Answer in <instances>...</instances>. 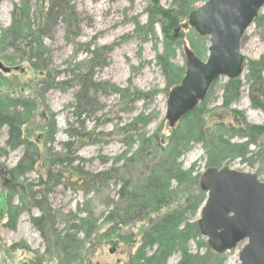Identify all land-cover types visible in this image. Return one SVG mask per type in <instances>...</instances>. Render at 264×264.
<instances>
[{"label":"rangeland","instance_id":"374dc122","mask_svg":"<svg viewBox=\"0 0 264 264\" xmlns=\"http://www.w3.org/2000/svg\"><path fill=\"white\" fill-rule=\"evenodd\" d=\"M206 1H195L192 11ZM27 2L33 26L46 19L43 23L47 27L39 36L45 51V61L41 63L53 77L52 86L40 89L44 102L35 114L53 118L55 128L44 150L48 157H44L43 135L35 129L40 120L37 116L31 123L36 143L42 141L39 156L32 146L9 144L8 127H0V264H136L141 249L145 259L160 249L156 241L144 247V231L156 228L168 211L181 215L179 231L185 224L197 226L198 234L188 237L186 249L190 255L199 253L205 260L189 264H240L242 244L224 254L216 253L220 257L207 255L211 248L197 225L205 201L198 208L197 201L185 196L175 180L170 181L175 194L166 207L153 210L156 203L148 202L124 220L116 215L125 208L121 191L130 188L127 180L137 176L134 167H124L127 160H137L138 140L142 136L156 137L155 145L151 144L146 152V158L151 160L149 172L151 167L165 162L163 150L169 146L168 136L182 128L183 119L194 110H198L196 118L209 139L223 125V136H232V143L248 144L246 155L229 151L212 163L214 158L208 155L204 142L189 141L177 163L183 171H192V177L197 179L195 188L207 198L200 189V179L209 168L229 167L256 174L264 181V137L250 143L245 135L229 130L233 127L241 135L239 128L245 126L244 120L264 126V111L253 104L255 100L264 101V26L255 20L242 39L244 67L236 78L240 82L239 96L227 95L225 86L230 80L220 77L206 98L170 128L169 93L185 76V50H192L202 61L208 58L209 37L200 36L188 25L192 11L166 35V21L161 17L154 19L152 32V0H0V38L12 26L15 9L26 8ZM61 2H68L72 11L62 7ZM158 2L169 9L174 0ZM259 16H264V8ZM166 40L173 45V63L184 68L177 82L158 64L157 55L165 49ZM18 47L1 48L0 44V60L6 66L20 68L10 74L0 71V103L4 101L2 96L18 97L29 94L31 85L44 86V77L32 69V63L38 64L34 57L38 52L27 50L21 57L26 48ZM10 57L11 62L7 60ZM86 75L93 77L96 86L90 91ZM228 97L232 99L227 103ZM70 142H76L72 149L67 146ZM54 158L62 159L65 169L60 161L53 162ZM69 161L73 168L78 166L92 176H102L86 185L71 183L64 176ZM22 168L24 172L20 173ZM112 168L113 176H104ZM11 214H17L14 226L9 222ZM113 227L118 229L117 237L103 236ZM174 251L165 264L180 263L182 251ZM158 263L161 262H154ZM140 264H146L145 260Z\"/></svg>","mask_w":264,"mask_h":264},{"label":"trees","instance_id":"16d2710c","mask_svg":"<svg viewBox=\"0 0 264 264\" xmlns=\"http://www.w3.org/2000/svg\"><path fill=\"white\" fill-rule=\"evenodd\" d=\"M195 1L198 0H174L173 6L171 8L164 9L159 6L158 0H152L153 6L149 8L150 26L152 27V30L154 29V19L156 17H161L166 21L164 31L166 35H168L171 32L170 28L178 27L181 22L180 19L186 17L187 14L193 10L192 4ZM61 4L62 7H66L67 9L72 11V8L68 5V2H61ZM24 6H26V8L28 7V9L24 7H18L15 9L13 13V24L4 31L3 35L0 38V44L1 48H5L8 46L14 47V45H16V47L19 49L18 46H24L26 49L25 51L21 52V57L24 56L27 50L30 52L37 51L38 54L36 56L34 55V57L38 60V64L32 63V69L35 71V73L38 74L39 77H44V86L40 88L38 85H31L29 94L22 93L18 97H11L8 95L6 97L2 96L4 101L0 103V127L4 125L8 127L9 144L26 145L28 148L32 146L36 155L39 156L40 150L38 146L42 144V141L40 140V143H36V137L33 133V131L35 130L33 129L31 123L33 116H37L40 120L39 122H37L35 129L37 130V132L39 131L43 135L42 138L44 140V149L42 151V154L44 155V157H48L47 155H45L44 150H46L47 148L46 144L48 138L54 134L53 129L55 128V121L53 118H47L43 113L39 116L35 114L37 108L39 106H43L44 102V100L41 101L42 96L40 93V89H46L47 86H52L53 82L52 74L48 71L46 72V70H44L45 63H41L45 61L42 60V55L45 54V51L43 50V45L39 36L42 35L43 29L47 27L43 23V21L46 19H43V17H41L40 20H43L40 22V24L37 26H33V24L31 23L30 15L27 14V10H29V2L25 3ZM51 10H53L52 14L58 15L57 11H55L54 9ZM256 21L260 25L264 26V16H259ZM33 40H36V43H34V45ZM166 42L168 41L166 40ZM166 44L170 47L173 46L169 42ZM12 59L13 58L11 57L7 58L9 62L13 61ZM29 59L32 58L29 57ZM183 71L184 68H177L176 71L171 70L169 69V65L167 64V70H165V74H171L173 81L177 82L178 79L180 81ZM92 78L93 77L88 75L84 77L88 91L96 87ZM100 87H102L101 84ZM239 88L240 82L238 81V79H233L230 80L225 86V91L227 95L231 94L233 95L232 97L237 98L239 96ZM230 99L232 98L228 97L226 99V102L228 103ZM253 104L264 111V101L257 102L255 100ZM9 106L13 107V109L11 110ZM17 106L18 110L16 109ZM197 112L198 110H194L189 113L183 119L185 120L183 127L173 131L168 136L169 146L168 148H164L163 150V153L165 154V162L161 166L151 167L149 172H147V170L149 169L151 160L146 158V152L147 148L151 146V144L155 145L153 143V138L156 137L154 136L153 138H146L142 136L138 140L140 142V147L138 155L136 156L137 160H127L124 167L125 169L134 167L135 170H137V176L133 180L134 182L127 180L129 181L127 183H130V188L127 189L126 187H124L121 191V195H124V198L122 199L125 203V208L122 210V214H120L119 212V214L116 215L115 213L117 217L124 220L125 218L132 215V211L136 210L139 206L146 205L148 202L156 203L153 210H158L161 206L166 207L170 203V197L175 194L169 187L171 180H175L177 182L178 188L184 190L185 196L188 195L190 199L197 201L198 208L202 205V203L206 199V196H204V194H202L198 189L195 188L197 179L192 177L191 170L183 171L181 165L177 163L178 156L186 149L188 142L191 140L204 142L205 149L208 155L214 158V160H211L212 163H214L216 160L217 163L219 161L218 158L228 155L229 151H235V154L233 155H246L248 144H241V146H239V143H232L231 135V137L229 138L223 136V125L220 126V130L213 134L210 139L209 137H206L202 122L200 121V119L196 118L198 117ZM232 114L235 116L237 112H234ZM34 121L36 122V120ZM244 123L245 126H241L239 128L241 135L233 127L229 128V130L237 132L239 136L245 135L246 138L250 140V143L255 142L256 138L264 137V126L250 125L247 124L245 120ZM26 125L28 127H26ZM34 142L36 143V145L34 144ZM75 144L76 142H70L67 146L69 147V149H72ZM160 150H162V148H160ZM215 154L218 155L217 159H215ZM55 161H60L63 164V169H65V165L62 159L54 158L53 162ZM71 164L69 161L70 167H68V172L66 173L67 175H64L65 179L71 183L74 182L86 185L92 183V181H95V177L102 176L100 174H98L97 176H92L78 166L74 168L71 167ZM49 169L51 168L49 167ZM21 172H24L23 168L20 173ZM112 172H115L114 168L110 169L109 172L104 174V176H113ZM16 216L17 214H11L9 216V222L13 226L15 225ZM111 216L113 217L114 214L111 213ZM162 218L163 219L161 220V223L156 228L144 231V247H146L147 245L150 247L155 243V241L158 242L160 249H158V251L156 252L157 255L155 253L151 257H147V259H145L144 249H141L136 258V264H140L141 260H145L146 264H154L155 261L161 262L158 264H165L166 258H168L172 252L175 253L174 250L176 249H180L182 251V258L179 264H189L191 261H195V263L201 260L204 261L205 259L200 258L197 254L193 256L190 255L186 249V241L188 237L198 234L196 224L191 226V228L190 226H187V224H185V226H183V229L179 231V226L182 222L181 215L178 216V213L172 214L168 211L162 216ZM36 220L37 219H35L34 221ZM118 226L119 225H116L117 228ZM116 227L110 228V232L108 231V233L103 232L105 233L103 234V236L105 235L107 239L117 237L118 229L115 230ZM120 235L124 237L123 233H120ZM66 240L68 241L67 235ZM67 243L68 242H66V245ZM158 254L160 257L157 259ZM207 255L220 257V255L213 253L209 249Z\"/></svg>","mask_w":264,"mask_h":264},{"label":"water","instance_id":"95a60500","mask_svg":"<svg viewBox=\"0 0 264 264\" xmlns=\"http://www.w3.org/2000/svg\"><path fill=\"white\" fill-rule=\"evenodd\" d=\"M263 8L264 0H207L190 13L188 25L209 37L208 58L202 61L192 50H185V76L169 93L170 128L206 98L220 77H240L242 39ZM0 71L8 74L12 68L0 61ZM200 189L207 198L197 225L211 250L224 254L244 243L240 264H264V181L229 167L209 168L201 176Z\"/></svg>","mask_w":264,"mask_h":264},{"label":"bare ground","instance_id":"6f19581e","mask_svg":"<svg viewBox=\"0 0 264 264\" xmlns=\"http://www.w3.org/2000/svg\"><path fill=\"white\" fill-rule=\"evenodd\" d=\"M159 6H160V4H159ZM152 32H154V29L152 30ZM145 37H146V35H145ZM144 40H146V39H144ZM173 55H174L173 54V47L172 46L170 47L165 43V49H162V51H159V54L157 55V60L159 62L158 64L161 65V68L163 69L164 72H165V70H167V64L169 65V69L176 71L178 66L173 63V58H172ZM226 140H228V139H226ZM241 144L242 143H239L238 145L241 146ZM196 254L199 255V253H196ZM173 255H174V253L172 252L169 257H172Z\"/></svg>","mask_w":264,"mask_h":264}]
</instances>
